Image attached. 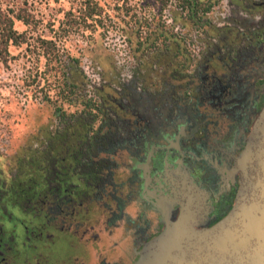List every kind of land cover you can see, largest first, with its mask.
I'll return each instance as SVG.
<instances>
[{"label":"flooded vegetation","instance_id":"obj_1","mask_svg":"<svg viewBox=\"0 0 264 264\" xmlns=\"http://www.w3.org/2000/svg\"><path fill=\"white\" fill-rule=\"evenodd\" d=\"M203 8L175 29L190 52L94 66L82 111L0 171V264H140L183 208L212 227L235 207L264 110V0Z\"/></svg>","mask_w":264,"mask_h":264},{"label":"rangeland","instance_id":"obj_2","mask_svg":"<svg viewBox=\"0 0 264 264\" xmlns=\"http://www.w3.org/2000/svg\"><path fill=\"white\" fill-rule=\"evenodd\" d=\"M19 8L36 20L15 22L26 43L10 46L6 61L0 58V171L28 159L32 140L46 135L60 109L82 111L76 98L92 94L94 66L109 79L118 62L129 56L153 59L157 54L152 53H162L167 43L173 51H191L175 30L178 24L192 25L177 2L163 12L156 0H0V30L5 14ZM91 8L100 15L85 18Z\"/></svg>","mask_w":264,"mask_h":264},{"label":"water","instance_id":"obj_3","mask_svg":"<svg viewBox=\"0 0 264 264\" xmlns=\"http://www.w3.org/2000/svg\"><path fill=\"white\" fill-rule=\"evenodd\" d=\"M236 167L243 186L231 212L209 227L200 208H183L140 264H264V110Z\"/></svg>","mask_w":264,"mask_h":264},{"label":"trees","instance_id":"obj_4","mask_svg":"<svg viewBox=\"0 0 264 264\" xmlns=\"http://www.w3.org/2000/svg\"><path fill=\"white\" fill-rule=\"evenodd\" d=\"M24 4H27L28 0H22ZM157 3L161 4V10L164 12L169 3L177 2L178 7L183 14L186 15L188 20H196L200 18V12H207L209 8H203L205 5L202 0H156ZM12 14H5L3 19V29L0 30V58L4 61L7 60L9 56V47L10 46H19L26 43L23 33H19L15 29V22L20 21L25 25H31L35 22V15L30 13L28 9L19 8L18 12L10 11ZM94 15H100L97 11V8H91L90 12L85 18H92ZM46 43H51L52 41L44 40ZM59 57L57 55L54 58ZM77 87L72 86L73 91Z\"/></svg>","mask_w":264,"mask_h":264}]
</instances>
